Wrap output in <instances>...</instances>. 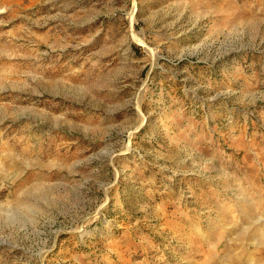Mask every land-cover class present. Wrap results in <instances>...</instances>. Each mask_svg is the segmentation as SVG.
Listing matches in <instances>:
<instances>
[{"label": "rangeland", "instance_id": "1", "mask_svg": "<svg viewBox=\"0 0 264 264\" xmlns=\"http://www.w3.org/2000/svg\"><path fill=\"white\" fill-rule=\"evenodd\" d=\"M0 146V264H264V0H0Z\"/></svg>", "mask_w": 264, "mask_h": 264}, {"label": "bare ground", "instance_id": "2", "mask_svg": "<svg viewBox=\"0 0 264 264\" xmlns=\"http://www.w3.org/2000/svg\"><path fill=\"white\" fill-rule=\"evenodd\" d=\"M207 10H208V9H207ZM205 12H206V11H205ZM207 15H208V14H207ZM13 58H14V57H13ZM9 74H10V73H9ZM13 76H14V75H13ZM7 78H8V77H7ZM33 81H34V80H33ZM4 146H5V145H4ZM4 146H3V147H4ZM0 147H1V146H0ZM129 148H130V147H129ZM8 149H9V148H8ZM28 149H29V148H28ZM127 149H128V148H127ZM6 150H7V149H6ZM129 150H130V149H129ZM129 150H128V151H129ZM28 152H29V151H28ZM32 152H33V151H32ZM26 153H27V152H26ZM7 154H8V153H7ZM27 154H28V153H27ZM15 155H16V154H15ZM9 156H10V155H9ZM5 158H6V157H5ZM19 158H21V157H19ZM2 160H3V159H2ZM21 160H22V159H21ZM13 163H14V162H13ZM11 164H12V163H11ZM24 164H25V163H24ZM30 164H32V163H30ZM25 165H26V164H25ZM23 170H24V169H23ZM21 173H22V172H21ZM18 175H19V174H18ZM25 193H26V192H25ZM29 193H30V192H29ZM18 195H19V194H18ZM30 195H31V194H30ZM22 196H23V195H22ZM32 196H33V195H32ZM30 197H31V196H30ZM256 197H258V196H256ZM18 198H19V197H18ZM37 199L39 200V198H37ZM254 200H255V199H254ZM40 201H41V200H40ZM27 202H28V201H27ZM40 203H41V202H40ZM40 203H39V204H40ZM36 204H37V203H36ZM10 205H11V204H10ZM10 205H9V206H10ZM41 205H42V204H41ZM13 206H14V205H13ZM39 206H40V205H39ZM259 218H260V217H259ZM260 219H261V218H260ZM262 219H264V218L262 217ZM253 220H254V219H253ZM254 222H256V220H255ZM256 223H257V222H256ZM251 226H252V225H251ZM241 229H242V228H241ZM155 230H156V229H155ZM59 231H60V230H59ZM231 232H232V231H231ZM224 240H226V239H224ZM239 240H240V239H239ZM242 240H243V239H242ZM226 241H227V240H226ZM231 241H232V240H231ZM232 242H233V241H232ZM245 242H246V241H245ZM224 250H225V249H224ZM45 252H46V251H45ZM45 252H44V253H45ZM223 256H224V255H223ZM230 257H231V256H230ZM235 258H236V257H235ZM239 258H240V257H239ZM230 259H232V258H230ZM236 259H237V258H236ZM240 259H241V258H240ZM129 261H130V260H129ZM240 261H242V260H240ZM238 262H239V261H238ZM238 262H237V263H238ZM243 262H244V261H243ZM254 263H255V262H254ZM234 264H235V261H234Z\"/></svg>", "mask_w": 264, "mask_h": 264}]
</instances>
